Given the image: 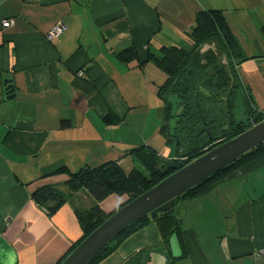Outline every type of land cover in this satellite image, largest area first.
Listing matches in <instances>:
<instances>
[{
  "label": "crops",
  "instance_id": "1",
  "mask_svg": "<svg viewBox=\"0 0 264 264\" xmlns=\"http://www.w3.org/2000/svg\"><path fill=\"white\" fill-rule=\"evenodd\" d=\"M202 9L222 12L246 58L239 80L264 109V0H0V264H55L80 239L76 211L93 198L68 193L61 168L116 160L132 169L125 153L143 145L171 158L159 133L165 75L148 56L186 46ZM57 22L67 28L48 40ZM129 48L134 58L120 59ZM46 185L68 193L51 215L31 198ZM126 200L111 194L99 205L110 213ZM181 201L178 257L150 221L98 264H264V151Z\"/></svg>",
  "mask_w": 264,
  "mask_h": 264
},
{
  "label": "trees",
  "instance_id": "2",
  "mask_svg": "<svg viewBox=\"0 0 264 264\" xmlns=\"http://www.w3.org/2000/svg\"><path fill=\"white\" fill-rule=\"evenodd\" d=\"M118 56L129 61L134 58L135 51L129 48ZM245 59L222 12L215 9H202L195 13L186 46H162L158 56H148V60L165 75L157 89L163 110L159 133L165 145L172 147V156H161L153 147L143 145L125 153L139 164L128 172L116 160L96 167H84L76 172H67L61 168L59 172L68 175L64 184L67 192L86 189L93 198V205L83 211H76L82 235L55 264H61L85 237L121 206L206 151L262 120L264 109L258 110L255 107L239 80L237 65ZM238 99L243 104V120L235 118ZM105 120L110 122L112 118L106 116ZM68 125V120L61 122L62 127ZM263 151L264 143L179 195L176 203L197 196ZM68 193L57 186L46 185L34 190L31 198L51 215L66 203ZM111 194L125 195L127 200L110 213H105L99 203ZM150 221L157 224L162 235L166 233L167 243L172 234H178L180 217L175 206L164 212L156 209L127 227L87 264H98L127 237Z\"/></svg>",
  "mask_w": 264,
  "mask_h": 264
},
{
  "label": "water",
  "instance_id": "3",
  "mask_svg": "<svg viewBox=\"0 0 264 264\" xmlns=\"http://www.w3.org/2000/svg\"><path fill=\"white\" fill-rule=\"evenodd\" d=\"M8 81H4L5 98L12 99L14 88L8 84ZM262 143H264V116L255 125L206 151L138 197L121 206L85 237L61 264H87L131 224L156 209L164 212L173 208L179 195L219 172ZM169 244L172 256L178 257L180 248L176 234L170 237Z\"/></svg>",
  "mask_w": 264,
  "mask_h": 264
},
{
  "label": "built area",
  "instance_id": "4",
  "mask_svg": "<svg viewBox=\"0 0 264 264\" xmlns=\"http://www.w3.org/2000/svg\"><path fill=\"white\" fill-rule=\"evenodd\" d=\"M12 23L11 20H2V26H7V25H10ZM66 25L61 23V22H57L50 30L49 32H47L46 34V38L48 40H53V39H56L58 38L65 30H66ZM78 75L79 76H82L83 75V71L80 70L78 71ZM263 255H264V250H262L261 252Z\"/></svg>",
  "mask_w": 264,
  "mask_h": 264
},
{
  "label": "rangeland",
  "instance_id": "5",
  "mask_svg": "<svg viewBox=\"0 0 264 264\" xmlns=\"http://www.w3.org/2000/svg\"><path fill=\"white\" fill-rule=\"evenodd\" d=\"M205 48H206V47H205ZM172 100H174V98H172ZM234 112H235V118H236V119H238V120H243V119H244V117H245V116H244V109H243L242 101H241L240 99H238V101H237V104H236V107H235ZM168 148H169V147H168ZM164 153H166V152H164ZM164 155H165V156H164ZM163 156H164V157H167V154H163ZM134 165L137 166V167L139 166V164H137V163H135V162H134ZM124 170H125L126 172H128V171L130 170L129 165L124 164ZM181 204H182V201H180V200L175 204V209L177 210L179 216L182 215L183 212H184V209H183V207L181 206Z\"/></svg>",
  "mask_w": 264,
  "mask_h": 264
}]
</instances>
